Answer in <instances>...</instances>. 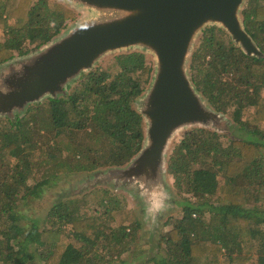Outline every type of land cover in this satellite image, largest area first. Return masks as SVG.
<instances>
[{"label":"trees","instance_id":"1","mask_svg":"<svg viewBox=\"0 0 264 264\" xmlns=\"http://www.w3.org/2000/svg\"><path fill=\"white\" fill-rule=\"evenodd\" d=\"M240 15L257 54L211 26L190 55L192 86L229 121L191 129L172 146L166 173L181 209L161 223L157 246L138 244L140 220L111 189L58 197L43 224L24 225L18 213L60 176L123 168L140 152L143 118L133 105L152 78L145 53L116 54L81 73L69 94L0 119V264H264V0H245ZM75 20L51 0H0V66Z\"/></svg>","mask_w":264,"mask_h":264},{"label":"water","instance_id":"2","mask_svg":"<svg viewBox=\"0 0 264 264\" xmlns=\"http://www.w3.org/2000/svg\"><path fill=\"white\" fill-rule=\"evenodd\" d=\"M61 1L92 11L94 18L82 21L34 54L18 59L9 71L0 74V81L6 80L11 89L0 94V116L24 114L27 105L64 94L76 77L92 69L106 53L139 48L152 54L156 75L146 108L139 112L147 122L146 145L127 166L95 174V183L96 179L113 187L120 183L139 198L138 177L162 174L168 144L177 129L188 125L219 129L227 122L194 89L186 64L197 34L207 25L223 29L247 55L258 53L239 19L245 0ZM13 68H23L22 75L13 74Z\"/></svg>","mask_w":264,"mask_h":264},{"label":"rangeland","instance_id":"3","mask_svg":"<svg viewBox=\"0 0 264 264\" xmlns=\"http://www.w3.org/2000/svg\"><path fill=\"white\" fill-rule=\"evenodd\" d=\"M51 1L61 3V4L65 5L66 7L73 9L76 12V20L73 23H71L70 25H68V28L64 32H66V31L68 32V31L73 30L82 21H87L89 19L91 20L92 18H94L93 17L94 14L92 13V11H88L85 9L73 8V7L69 6V4L64 3L61 0H51ZM239 19L240 20L242 19L240 13H239ZM210 27H211L210 25L205 26L204 29L197 34V36L194 40L192 49H191L192 52L197 48V46L201 42L204 32L206 30H208ZM1 40H2V34L0 33V41ZM129 51H140L142 53H145V55H147V58H148L147 59L148 63L151 64L153 67V73H152V78H151L150 84L147 86V88H146L145 92L143 93V95L141 96V98L138 99L133 105L136 111L141 112L142 110H144L146 108V98H147V95L150 91V88L152 87V84L154 82V78L156 75V59L152 54H149L148 52H146L142 49H139V48H131V49H126V50H120V51L113 52V53H106L101 58H99L95 64H93L92 68L98 67V68L104 69V68H106V66H108L110 59L114 55L120 54V53H126ZM30 54H34V52H32ZM18 59H20V58H14L13 60L8 61L7 63L1 65L0 66V74H3L5 72L9 71V67L11 65H13V63L16 62ZM188 64H189V58L187 60L186 68H187L188 78H190L189 77ZM86 72L87 71H85V73ZM78 82H79V76L76 77L70 83V85L67 86L64 94H69L71 92V89H73ZM61 95H63V94H59L58 96H61ZM263 96H264V92H263ZM46 99H48V98H43L42 100H40L39 103L46 101ZM34 104H36V103H32V104L27 105V108L34 105ZM27 108H26V110H27ZM23 115L24 114H20L17 116L20 118ZM224 116H225V120L229 121V117L226 115H224ZM0 119H6V118L3 116H0ZM143 125H144V133H145L146 129H147V122L144 118H143ZM225 127L226 126L224 123L223 125L220 126L219 129L224 130ZM194 128H204V129H209V130L215 131V129H213V127H211V125L207 126V127L202 126V125H193V126L188 125V126L180 127L172 135V137L169 141L168 148H167V151L165 154L166 155L165 160L167 159V156H168L172 146L179 141V139L182 137V135L185 132H187L191 129H194ZM223 130L219 133L226 132ZM144 139H146V137ZM145 145H146V141L144 140V144L142 146H145ZM165 168H166V165H165ZM165 168L159 177L162 178V180L164 181V185H165L167 191L169 192L168 207L165 209V211L163 213H161L155 219V221H153L151 218L146 216L144 204L139 200V198L130 190L122 188L120 183H118L119 187H113L110 183H104V182L100 183L96 179V181L98 183L97 184V183H95V176H96L95 174L93 175V174H85V173H80V174H78V173H70V174L67 173L65 175L60 176V178L56 180L54 185H51V186L49 185V186L43 187L41 193L38 194L37 196L31 197L27 201H20L19 202L18 213H21L20 215L24 216V220H22L21 223L24 225H28L30 223V221L34 219V220H37L40 224H43L45 222L46 212H47L48 208L53 204L54 201H56L58 199V197L65 198L67 196L73 197V195H74L76 197H80V199H83V198H89L90 194H92L93 192H96V191L100 192V190L111 189L112 192L115 194V196L120 198L121 206H125V208L127 210H130V211L133 210L136 217L139 218V220H140L141 231L138 234V237H139L138 244L143 245L144 243L148 242V244H150L149 248L153 244H154V246H157L158 236L162 233V231L160 232V230L162 229L161 223L163 221H165V219L168 217L177 216L180 212V209H181V206H179L181 200L177 196V194L175 193L174 188H173L172 177L165 172ZM106 170L107 169H100V170H98L97 173L99 175H101V173L105 172ZM101 180L104 181L103 179H101ZM100 198H101V195L99 194V200H100ZM122 200L124 201L123 203H122ZM99 210H101V208L98 205L95 208V211L99 212ZM92 211H94V209H92ZM168 229H169V226L167 228H165L164 230H168ZM131 250H134V247H132ZM154 250H156V248H154ZM30 264H36V263L32 262Z\"/></svg>","mask_w":264,"mask_h":264},{"label":"clouds","instance_id":"4","mask_svg":"<svg viewBox=\"0 0 264 264\" xmlns=\"http://www.w3.org/2000/svg\"><path fill=\"white\" fill-rule=\"evenodd\" d=\"M11 72L19 76L22 75L23 68H21L20 71L13 68ZM10 91L11 89L8 88L6 80L0 81V94L4 95ZM137 185L136 194H138L139 198L144 202L145 214L155 221V219L168 207L169 192L164 185V181L159 176L153 177L150 173H146L138 177Z\"/></svg>","mask_w":264,"mask_h":264}]
</instances>
